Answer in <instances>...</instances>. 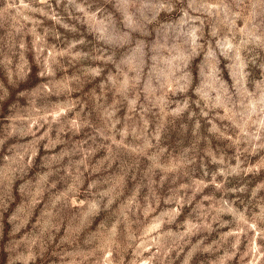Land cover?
Returning <instances> with one entry per match:
<instances>
[{
  "label": "rangeland",
  "instance_id": "374dc122",
  "mask_svg": "<svg viewBox=\"0 0 264 264\" xmlns=\"http://www.w3.org/2000/svg\"><path fill=\"white\" fill-rule=\"evenodd\" d=\"M0 264H264V0H0Z\"/></svg>",
  "mask_w": 264,
  "mask_h": 264
}]
</instances>
